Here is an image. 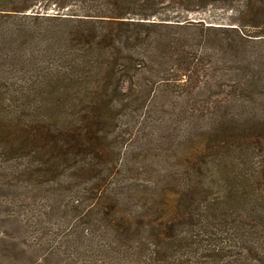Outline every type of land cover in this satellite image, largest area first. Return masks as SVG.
Returning <instances> with one entry per match:
<instances>
[{
	"label": "trees",
	"instance_id": "trees-1",
	"mask_svg": "<svg viewBox=\"0 0 264 264\" xmlns=\"http://www.w3.org/2000/svg\"><path fill=\"white\" fill-rule=\"evenodd\" d=\"M41 1L45 7L34 11ZM83 1L88 14L65 15L59 0H0V159L30 189L20 221L31 231L35 251L28 264H264V180L249 188L214 186L205 176L213 155L204 153L167 170L169 188L155 177L143 188L134 186L126 199L117 188L126 161L113 147L124 136L111 130V111L125 101L144 112L173 111L178 104L187 110L190 129L175 132L176 149L192 137V120L212 122L202 103L205 110L228 104L229 93H253L255 81L264 82V64L257 69L234 62L223 72L210 56L219 33H229L235 44L263 39L264 0H141L148 7L164 5L166 13L210 4L228 12L229 23L219 26H183L176 16L173 35L151 19L160 8L128 16L137 14L131 5L139 0ZM39 87L51 88L55 100L31 102L44 92ZM200 88L206 96L198 103ZM22 96L28 102L19 104ZM229 117L217 144L237 155L225 161L237 164L232 166L245 178L264 177V114H249L252 126L243 116ZM206 129L212 130L198 133V146L212 150ZM230 140L238 144L231 148ZM140 193L144 201L129 206ZM135 205L138 210L130 208Z\"/></svg>",
	"mask_w": 264,
	"mask_h": 264
},
{
	"label": "rangeland",
	"instance_id": "rangeland-1",
	"mask_svg": "<svg viewBox=\"0 0 264 264\" xmlns=\"http://www.w3.org/2000/svg\"><path fill=\"white\" fill-rule=\"evenodd\" d=\"M59 1L65 2V7L61 11L62 14L68 12L73 13L74 11L83 14L86 11L87 14L89 12V3H86L83 0ZM163 2H166L164 5L170 3L168 0ZM45 3L46 2L41 1L38 5H35L34 11H37V8L39 10L41 9L40 7H45ZM164 5H162V7L149 5L148 7L147 4H141V0H139V4L133 2L131 5L137 14L135 15L133 13L128 16L141 18L144 14H151L156 8H160L162 12H156L157 15L151 16V19L165 23L163 28L168 34L171 33L172 35L178 34L176 33L177 26L174 24L176 21H173L176 16L179 18L177 19L179 21L176 23L182 24L183 26L191 23V21H203L206 22L205 24H215L218 26L219 24L224 25L225 23H229L228 12L226 13L223 10L216 9L215 5L212 4L204 9H201L199 6L190 9L184 7L185 9L183 10H170L168 11L169 13H166ZM50 8H56V6L52 5ZM91 10H94L93 7ZM240 21H243V19L241 18ZM167 23H170L171 25ZM188 30H200V27H191ZM256 32H258V30L252 29L249 31L251 34H255ZM228 34L229 33H226L225 35L222 33L218 34L221 37V39L217 38L216 40V42L219 43V46L216 54L211 55L210 58L212 57L219 60H217L216 64L211 63L223 72L227 64H232L234 62L240 64L245 61L250 62L254 68L260 69L261 64H264V54H261V52L264 51V37H261L263 38L262 40L250 41V39H246L244 42L237 38L240 43L235 44V41H229ZM149 40L152 43V40ZM250 43L253 44L251 47L249 46ZM143 48L144 46L141 45V51ZM246 50H249L251 54L249 55V51ZM244 57L247 58L244 60ZM201 60L202 59H200V61ZM261 73L263 79V72L261 71ZM233 77H235L236 80H239L240 83L244 82L243 78L238 74H234ZM37 89H43L44 92L39 91L32 98L31 102L39 104L48 99H51L52 101L55 100L53 99L55 94L53 91H50L51 88L47 89L39 87ZM225 90L230 92V86ZM253 90V93H247V95L239 94L241 90L238 94L229 93V101L225 106H215L214 108L210 107L204 110V105L202 103L201 109L203 110V113H205L207 117H212L218 123H212L213 119L212 122H203L204 118L192 120V137L187 142V145L184 142L178 146L175 145L176 149H174L173 141L175 132L179 133L185 127L190 129V124L186 117L187 110L182 106L176 104L177 106L173 111L170 108H164L159 109L158 111L144 112L141 108L135 109L134 106L130 107L129 102L125 101V107L124 104H122V109L119 108L111 111V113H113L112 115H115V120L113 122L116 124L115 127H111L113 134H122L124 136L121 140H115L116 142L113 143L114 151L118 152L120 150V162L124 164L125 160L126 163L124 166L127 168L125 169V172L123 171V173H125L123 174V176H125L123 181L117 187L118 190L120 189V193L128 199L129 196L133 195L131 190L134 186L141 185V188H143L144 185L147 186L146 184L150 182V179L155 177H157L158 182L164 184L166 188H169L170 183L168 182H170V179H168V175H166L165 172L172 169L173 166L183 165V160L190 165L189 161L191 159H195L198 154L204 153H211L213 155L214 163H212L211 169L205 170V176H208L213 180L214 186H219V183L224 186H241V184H247V187L249 188L255 181L259 184L263 183L264 177L262 175L250 174L245 178L240 173L239 167L232 166L233 164H237L227 163L225 157L232 160L234 156L237 155V151L228 150L224 152L226 145L217 144L221 141V139H219L220 128L222 125L231 121L232 117L226 118L227 116H243L244 121L248 124L251 122V120L248 119L249 114L256 112L264 114V82L259 79L255 81ZM197 93L198 103H201L206 96V91H204V88H200L197 90ZM22 97L23 98L18 100L19 104L28 102L25 101L24 96ZM45 109L46 108L43 110ZM175 117H178V119L174 120ZM206 124H209V126H205ZM249 125L252 126L256 124L251 122ZM204 127L212 129L210 131H207L206 129V132L204 133L210 134L211 138L214 140L212 141V150L206 149L204 146H198V133H203L205 131H203V129H205ZM261 128L263 131L264 124H262ZM262 139V145L264 147V137ZM228 142L229 141L226 143ZM205 144L207 146L211 145L210 143ZM237 144V140H230L229 145L231 148H234ZM219 146H221V148H219ZM259 151L263 153L264 150L259 149ZM175 170L178 171V167H176ZM29 192L30 189L28 185L20 183L15 176L11 174L10 167H7V165L3 167L0 159V264H28L29 255L35 253L33 245L30 243L31 231L25 225L26 223L20 222L22 218L21 214L25 213L24 211L28 206ZM58 196H61V193H58ZM144 198L145 196L140 193L137 197L131 200L129 206L136 204V202H138L137 204H141L144 201ZM237 204V201L233 203V205ZM130 208L138 210L139 207L135 205ZM121 211H123L122 207ZM19 212L23 213H20L19 215ZM23 216L25 218V215ZM28 243L29 246L27 247ZM22 247L23 249H26V253L23 252Z\"/></svg>",
	"mask_w": 264,
	"mask_h": 264
}]
</instances>
